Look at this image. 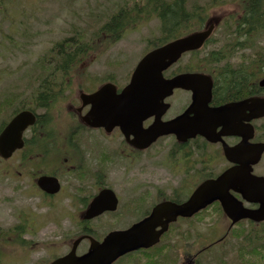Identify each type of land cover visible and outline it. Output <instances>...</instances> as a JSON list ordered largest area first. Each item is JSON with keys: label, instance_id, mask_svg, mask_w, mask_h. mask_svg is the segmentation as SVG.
Returning a JSON list of instances; mask_svg holds the SVG:
<instances>
[{"label": "flooded vegetation", "instance_id": "obj_1", "mask_svg": "<svg viewBox=\"0 0 264 264\" xmlns=\"http://www.w3.org/2000/svg\"><path fill=\"white\" fill-rule=\"evenodd\" d=\"M178 2L188 9L186 13L198 9L187 28L201 30L211 23L216 25L212 9L193 5L186 8L188 0L162 4ZM226 2L218 5L222 10L220 23L223 21L222 27L229 31L223 35L220 69L198 60L199 54L190 51L164 72L166 79L201 73L212 81L207 103L192 102V91L183 87L175 88L164 99L168 107L160 115L163 122L185 115L190 107L177 134L160 135L142 147L143 138L135 131L125 134L118 126L106 130L86 123L83 116L90 105L82 104L80 99L73 102L75 98L69 95L70 102L56 105L67 111L72 107L68 117L61 112L59 117L56 107L55 117L61 123L54 125L49 108L37 112L35 124L24 131L22 147L7 158L0 157V181H17L12 183L16 191L27 186L29 195L40 194L46 207L61 212L57 218L75 224L69 233L81 238L78 249L86 244L80 253L88 249L89 238L100 241L112 230L131 229L133 235L156 241L129 251L112 264H264V246L252 247L247 253L244 249L245 240L264 239V67L260 70L259 63V54L264 51V0H255L258 9L251 6L250 0ZM144 4L145 0H134L135 8H123L120 13L116 8L112 16L119 15L123 30L163 27V9H144ZM252 12L256 14L252 16ZM174 27H181L179 20ZM54 74L71 78L70 83L68 78L62 83L79 94L92 93L107 83H112L118 94L129 81L121 83L122 78L117 80L113 75L102 79L82 76L83 81L75 84V72ZM174 95L176 104L170 98ZM216 108L220 111L213 112ZM200 110L210 119L203 133L196 131ZM154 120V115L144 119L142 129ZM224 172L230 173L228 184L237 180L236 186L243 190H251L255 181L253 187L259 199L249 201L229 187L231 214L214 200L189 216L175 215L173 207L187 202L201 185ZM41 175L55 176L59 191L44 193L37 185ZM207 190L205 195H213ZM96 197L99 205L91 211ZM242 209L260 214L230 217L239 215ZM15 219L20 222L21 215ZM26 219L25 229L16 225L11 231L0 230V236L16 239L18 262L37 264L35 247L40 244L46 249L48 236L31 230L33 221ZM159 230L163 231L158 235Z\"/></svg>", "mask_w": 264, "mask_h": 264}, {"label": "rangeland", "instance_id": "obj_2", "mask_svg": "<svg viewBox=\"0 0 264 264\" xmlns=\"http://www.w3.org/2000/svg\"><path fill=\"white\" fill-rule=\"evenodd\" d=\"M210 1L188 0L186 8ZM130 2L131 0H0V100L17 96L12 106L2 113L3 118L16 106L30 103V91L36 84L35 78L39 72L36 63L49 57L55 42L73 36L77 30L89 40L116 7H131ZM211 13L218 18L222 10L217 6ZM223 33L228 34L220 28L215 31L210 43L200 50L198 60H203L205 53L221 47ZM158 35L157 27L149 26L148 29L128 32L114 45L103 43L97 38L92 43L95 48L88 50L82 62L73 70L75 84L83 81L82 76L102 79L109 74H113L117 80L121 77L123 83ZM71 96L72 100L75 98L73 102L78 101L77 91L74 90ZM175 97L176 95L170 98L176 104ZM71 109L72 107L67 111L60 108V112L67 113L68 117ZM12 183L15 185L17 181H0V227L6 230L13 227L17 221L16 212L28 211L36 220L33 224L35 230L48 236L47 248L37 244L34 256L39 259L55 250L57 253L67 251L71 243L69 236L72 234L68 230L75 224L53 218L50 214L52 208L42 205L39 196L29 195L27 186L16 191L12 188ZM34 240L39 241L36 238ZM259 242L264 245V239ZM8 246L6 241H0L1 248ZM80 246L81 252L86 244L82 243ZM215 247L216 245L213 246Z\"/></svg>", "mask_w": 264, "mask_h": 264}, {"label": "water", "instance_id": "obj_3", "mask_svg": "<svg viewBox=\"0 0 264 264\" xmlns=\"http://www.w3.org/2000/svg\"><path fill=\"white\" fill-rule=\"evenodd\" d=\"M211 30L212 26L205 31L194 32L172 40L148 52L137 63L129 83L118 94H115L111 84L103 85L91 94H81L82 102L91 105L84 120L91 126H102L106 130L119 126L125 134L130 130L135 131L139 137L143 138L142 147L149 145L159 135L177 134L190 107L185 115L161 122L160 115L168 107V104L163 102L164 98L169 96L174 88L183 87L192 91V102L206 103L210 97L211 81L208 79L209 77L202 74H185L165 79L162 72L174 63L183 52L198 49ZM261 83L264 84V79ZM217 109L213 112L220 110V108ZM151 115H155L154 122L146 129H142V121ZM34 119L31 112L21 111L6 125L0 133V155L7 157L14 149L21 146L22 131L31 125ZM196 120L198 133H203L202 129L210 126L209 116L206 113L202 114V110L197 112ZM229 178L230 175L222 174L201 185L187 202L173 207L175 215L189 216L215 198L221 200L226 210L229 204L222 195L228 186ZM38 185L49 193H54L59 188L57 180L49 176H41L38 179ZM236 185L229 184L228 188L233 187L240 191L248 200L256 199L253 198L255 195L249 197L247 191ZM213 187L215 189H212ZM206 188H208L207 192L212 191L215 196L205 195ZM248 192L252 193L253 191ZM252 213L245 212L241 215L253 216ZM144 237L140 234L138 238L137 235H133L132 230L112 231L103 241H93L88 251L81 256L74 254L76 241L68 254L55 259L50 264H110L119 255L152 243L151 241L147 242L146 239H143Z\"/></svg>", "mask_w": 264, "mask_h": 264}, {"label": "trees", "instance_id": "obj_4", "mask_svg": "<svg viewBox=\"0 0 264 264\" xmlns=\"http://www.w3.org/2000/svg\"><path fill=\"white\" fill-rule=\"evenodd\" d=\"M163 1L164 0H145V4L142 6L144 9H151L154 7H160L163 9L161 13L164 20V26L159 29V35L153 42L157 43V45L190 33L192 30L187 29L186 27L183 28V26L188 25L189 20L193 17V12H198V9L193 8L191 9V12L187 11L186 13L185 7L181 6L180 2H178L179 4L176 3L174 5L162 4ZM250 3L252 7L258 9L255 0H250ZM118 13H120V10ZM255 14L256 13L254 12L252 16ZM178 20L181 26L179 29L174 27L175 22L177 23ZM119 23V15H117V17H113L111 15L96 31H94L93 36L89 40H86L84 33L77 30L78 32L74 33L73 36H69L63 38L61 41L55 42L49 53L50 57L47 59H42L39 63L37 62L38 64L36 63L39 73L36 76L37 87L34 92L35 103L37 105H44L46 103L49 104V102H55L56 99L61 96L62 90L64 88L62 81L66 79V75H56L54 73H64L74 70V68L79 65L83 57L87 54V51L95 48L92 46V43L96 41L97 38L106 44H113L115 41H118L124 33V30H122ZM221 58V47L217 50L209 51L204 54V60L213 64V66L218 69H220L221 66ZM259 63L261 70L264 67V51H261L259 54ZM46 82H50L51 84ZM16 98L17 96L5 98L0 106H8L7 108H9L12 106ZM51 108L49 107L50 111ZM2 115L3 114L0 112V124L7 118H3ZM51 128L52 127L50 124L49 129ZM39 129L37 130L39 131Z\"/></svg>", "mask_w": 264, "mask_h": 264}]
</instances>
